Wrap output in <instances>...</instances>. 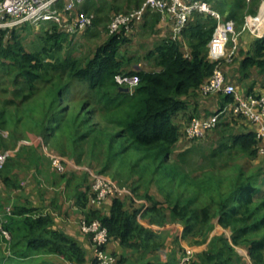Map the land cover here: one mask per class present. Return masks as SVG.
<instances>
[{
  "label": "trees",
  "instance_id": "trees-1",
  "mask_svg": "<svg viewBox=\"0 0 264 264\" xmlns=\"http://www.w3.org/2000/svg\"><path fill=\"white\" fill-rule=\"evenodd\" d=\"M81 2L79 8L93 13V26H98L110 21L115 11L122 7L126 10L139 7L143 0ZM205 2L223 21L232 20L239 30L246 16L256 13L261 0ZM148 14L141 26L153 34L161 21L160 15L153 12L147 21ZM47 23L36 30V39L30 49L16 38L14 29L7 37L5 31L0 30V64L4 67L0 93L11 95L5 102L18 100L23 103L42 97L35 106L39 116L31 117L41 137L48 139L57 128L69 123L68 140L72 148L76 150L80 141L88 139L102 159V170L112 169L117 174L119 169H126L142 178L143 172L154 166V175L179 181L180 185L193 187L197 192L164 205L146 190L143 198L149 204L145 208H130L120 197H108L107 209L93 210L87 207L91 184H87L86 176L65 173L62 178L64 189L68 191L66 196L75 199L84 213L83 219L87 222L98 219L106 227L109 239L122 246L147 255L157 254L163 246L169 252L153 255L141 264H177L180 257L176 254L184 253L177 246L178 238L196 239L201 235L202 242L207 243L206 249L194 253L188 264H242L237 247L245 249L254 264H264V170L261 165H253L254 168L250 165L263 157L258 153L255 131L238 132L237 120L244 119L241 116L226 112L218 117L214 128L219 130L220 139L208 154L202 152L201 156L214 169L218 168L217 159L227 168L231 167V160L245 159L244 164L232 163L231 184L226 190L221 188V179L214 181V175L196 181L195 174L184 171L187 156L194 148L175 150L183 139V130L172 117L186 108L183 97L200 90L213 72L216 63L208 58V43L219 20L210 14L194 12L179 40L163 37L147 52V59L154 65L151 70L128 68L131 57L120 52L129 41L127 31L108 35L89 56L81 58L69 48L73 34L62 30L57 23ZM183 40L188 44L187 52L183 49ZM252 72L264 73V36L254 40L251 50L240 61L242 80L252 77ZM117 74L137 75L138 83L131 91L123 92L115 80ZM251 88L252 85L249 91ZM231 100V96L224 95V104ZM77 101L79 108L73 110V102ZM219 110L221 108L212 114ZM224 115L227 117H222ZM204 195L207 200L202 197ZM200 198L204 202L195 204ZM2 215L0 227L11 234L9 248L14 249L18 257L42 252L77 264L86 261L81 243L56 228L53 216L39 206L29 201L16 203L10 214ZM141 217L147 218L149 224H178L182 230L171 227L154 231L141 223ZM215 219L216 224L230 230L229 239L223 234L207 235L215 227ZM12 222L20 226V232L12 234Z\"/></svg>",
  "mask_w": 264,
  "mask_h": 264
},
{
  "label": "rangeland",
  "instance_id": "rangeland-1",
  "mask_svg": "<svg viewBox=\"0 0 264 264\" xmlns=\"http://www.w3.org/2000/svg\"><path fill=\"white\" fill-rule=\"evenodd\" d=\"M261 1L259 10L260 17L263 19L264 0ZM81 4L82 2L79 4V7ZM126 9V7H122V9L115 11V13L126 11ZM151 14L152 13L148 14V18L146 19L147 21L151 19ZM108 23L109 21L105 23L101 22L98 26H92L87 30L74 33L70 36L71 42L69 48H71L72 53L81 58L89 56L93 49H95L106 39V37H108ZM46 25H48L47 22H42L40 24V26ZM40 26L22 24L13 27V34L16 35V38L22 45L25 46V48L30 49L36 39V30L39 29ZM136 27L129 33V41L122 47L120 52L125 56L136 54L131 63L141 61L144 63V66H147V60L145 61L143 55H145V53L154 46L155 42L160 37V34H162V31H158L157 29L155 33L149 34V32L144 30L142 26H139L138 29L135 30ZM163 32L164 34L166 33V31ZM3 69L4 67L0 64V76L3 73ZM262 81L264 82V74ZM8 98H11L10 94L0 93V131L4 133V136L0 135V150H11V156L8 158L0 171V206L3 208L0 211H5L7 207L11 209L13 204L29 201L30 203L38 206L48 204L54 208V212H57L59 205L55 206L54 204L58 203V199L64 197V200L68 204V201H72V199H67L68 197L66 195L68 191H65V189L63 191L64 181L62 175L65 173H76L78 176L85 175L88 185L91 184L93 175H101L107 179H111L117 184L125 185L128 187L130 194L123 196L124 198L121 199H123L126 205L130 208L142 209L145 208V202L149 204L148 201L143 198V194L146 190H148V192L152 194L157 201L162 202L164 205L172 203L177 197L186 199L197 194L193 187L180 185L179 181L164 180L162 179L161 174L154 175V166H150L148 170H145L142 174V178H139L138 174L128 173L126 169H119L117 174L115 171L113 172L112 169L102 170V159L97 150L92 148L91 142L88 141V139L80 141L76 146V150L72 148L71 142L68 140L67 129L70 126L69 123H65L61 127L57 128L53 133L54 135L50 138L44 139L41 137V135L37 132V127H35L31 121V117L39 116V110H36L35 106H38L39 102L37 103V101L38 99H42V97H36L33 100L30 99L23 103L18 100H14V103H6L5 101ZM73 103V110H78L80 103L78 101ZM1 110H3V112H1ZM222 117L227 116L224 115ZM96 119L97 117L93 118L92 121H95ZM188 122H186V125ZM186 125L183 127V135L181 136L184 140L182 139L181 144L177 145V148L175 149L177 151H184V149H189L191 147L194 148L191 154L187 156L188 162L184 171H190L193 175L195 174L197 177L196 181H200L206 176L214 175V181L219 179L222 180V190L228 189L231 184L230 175L233 173L232 163L244 164L245 159L238 157L234 160L235 162L231 160L230 168L220 165L219 162L221 160L217 159L218 168L214 169L207 164L206 158L201 155L202 152L208 154L211 149L217 145V142L220 139L219 130L217 128H213L205 133L202 138L189 139L184 134V128ZM232 152H234V150ZM52 155H57L62 158L63 168L61 170H56L52 167L50 158ZM250 165L252 168L255 167L253 165H261L264 167V158L259 157L255 164L251 162ZM6 177H8L7 181H5ZM88 192V208L89 206L94 207V205L97 206L98 204L103 206L108 199L106 198L102 200V203H97L95 202L96 199L92 189L89 188ZM204 193L205 192L203 191L202 194ZM206 195L202 197H205L207 200ZM51 201H53V204H50ZM203 202L204 199L200 198L195 202V204H201ZM71 203H73V201ZM59 204L63 206L62 203L59 202ZM67 211L68 205H64V209L61 213H67ZM0 214H3V212ZM64 216L65 215H62V217ZM140 221H142L141 223L144 226H149L154 231H164L171 227H177L180 232L182 230V227L178 224H149L147 222V218L145 217H141ZM213 222L216 225V219L213 220ZM10 230L12 234L18 233L20 232V226L12 222L10 223ZM223 230L224 231L217 230L214 227L207 235L210 237L211 235L213 236L214 233H216V235L222 233L224 237L228 239V235L230 233L229 229ZM9 235L11 236L10 233ZM85 235H87V238L90 241V236L88 234ZM202 239V235L196 239L179 237L177 246L182 248L184 252L188 250L192 251L194 255V253H198L206 248L207 243H203ZM9 241H7V239L0 234V264H29V260H20L21 258L15 254L14 249L12 250V248H9ZM123 247L124 248L122 249L125 253L123 252L120 254V259H122L120 262L121 264H141L145 259L152 257L153 255H157L158 253H169L166 251L165 246H163L157 254L154 252V254L151 255H147V253L144 252H136L133 248ZM238 253L242 258V264H254L252 259L247 255L245 249L239 248ZM178 254L180 257L183 253L180 254L178 252L176 255L178 256Z\"/></svg>",
  "mask_w": 264,
  "mask_h": 264
},
{
  "label": "built area",
  "instance_id": "built-area-1",
  "mask_svg": "<svg viewBox=\"0 0 264 264\" xmlns=\"http://www.w3.org/2000/svg\"><path fill=\"white\" fill-rule=\"evenodd\" d=\"M81 1L0 0V30L5 31V37H7L13 27L22 24L40 26L42 22H54L70 34L84 31L93 26L95 15L81 10L79 8ZM153 12L159 13L161 22L166 23L170 38L173 40L180 39L183 29L194 12L210 14L219 20L208 43V56L216 64L212 74L202 83L200 90L206 95L213 93L229 95L232 100L214 114L202 118H192L184 128L185 136L189 139L202 138L205 133L215 127L218 117L228 112L257 125L255 133L259 141L258 153L264 157V94L239 93L234 84L226 82L219 65L220 60L224 58L231 60L232 52L228 54L225 52V46L229 39L233 41L232 48L236 49L237 32L233 22L231 20L223 21L220 14L213 10L205 0H143L139 7L115 13L107 25L108 35L117 34L122 30L133 31L138 24L143 22L146 14ZM254 21L255 17L247 15L243 28L251 29ZM115 80L120 87L128 88L129 91L138 83L137 75L117 74ZM0 135L4 136V133L0 131ZM10 156L11 150H0V170ZM50 158L54 169L61 170L63 168L61 157L52 155ZM91 189L97 203L108 197L124 198L123 196L130 194L125 185L117 184L101 175H93ZM147 205L145 202V207ZM10 211L11 209L7 207L3 214H10ZM3 219V215L0 214V221ZM80 228L82 232L90 236L91 264H114L116 257L107 249L110 239L106 227L98 219L89 222L82 219ZM0 234L7 241L10 240L9 232L6 229L0 227ZM192 256V251H185L177 264H188Z\"/></svg>",
  "mask_w": 264,
  "mask_h": 264
},
{
  "label": "crops",
  "instance_id": "crops-1",
  "mask_svg": "<svg viewBox=\"0 0 264 264\" xmlns=\"http://www.w3.org/2000/svg\"><path fill=\"white\" fill-rule=\"evenodd\" d=\"M260 6H261V2L258 6L256 13L253 16L255 17V21L251 29H248L247 27L243 28V26H241V28L237 30L234 22L231 20L234 24L235 31L237 32L236 47H235L236 49L232 48L233 41L229 39L225 46V52L226 54L232 52L231 60H226V58H224L220 60L219 62L220 68L223 71L226 82L234 84L236 87V90L239 93H243V94H248V93L264 94V82L262 81V77L264 73L256 74L255 72H252V77H249L243 80L241 79V75H240V61L242 59V56L251 50L254 40L262 36V34L264 33V18L261 19L260 17V10H259ZM142 24L143 22L141 24H138L135 30H137L138 27L141 26ZM156 29H158V31H162V34H160V37L157 39V41L163 37L170 36V32H169V29L166 23L159 21L157 23ZM163 31H166V33L164 34ZM183 49L186 52L188 50V44L185 40H183ZM147 52L143 56L145 58V61L147 60L146 64L149 67L144 66V63H142L141 61H138L136 63H131L129 67L131 69H146V70L154 69L153 61L150 59H147L146 57ZM135 55L136 54L134 55L130 54L126 56L131 57V62H132L134 59L133 57H135ZM251 85H252V88H251V91H249V88ZM183 99L186 102V108L182 111L177 112L172 117V120L180 127V130H183V127L186 125V122H188L191 118L205 117L206 115L208 116L212 114L214 111H216L217 109H220V108L222 109L226 105L223 103L224 94L213 93V94L206 95V94H203L201 90H195L193 93H190L189 95L184 96ZM237 121H238L237 123L238 132L247 131V130H252V131L257 130L256 124H253L245 119H238ZM181 141L180 143H178V145L181 144ZM256 162L257 160L255 161V163ZM263 170H264V167H263ZM63 191H64V187H63ZM67 199H70V200L72 199L73 203H71L72 201L71 202L68 201L69 202L68 204L64 200V197L57 200L58 203L54 204L55 206L59 205L57 212H54L53 211L54 208L49 206L48 204H42L39 207L42 208L44 212H49L50 214H52L56 228L64 230L66 233L73 236L81 243L83 249L86 251V261L82 264H91L92 247H91L89 239L87 238V235H85V233L82 232L80 228V221L81 219L84 218V213L76 205L74 198L69 197ZM59 202L62 203L63 206H61ZM50 204H53V201H51ZM64 205H68V211L67 213L63 212L62 214L61 211L64 209ZM35 206H38V205H35ZM108 207L109 206L106 202L101 207H98L95 205L94 207L89 206V209L92 208L93 210H96V209L101 208L102 210H105ZM61 214L65 216L62 217ZM215 229L224 231L223 230L224 228H222L218 224L215 225ZM215 234L216 233H214V235ZM229 237H230V233L228 235V239ZM122 248L124 247L120 245L116 240H113V239H111L107 245V249L112 254H115V257L117 260L120 259V254L124 252ZM239 248L240 247H237V251H239ZM178 257H179V254H178ZM20 260H29L30 262L29 264H77L75 262L65 260L54 254H48V253H42V252H32L28 256L21 258Z\"/></svg>",
  "mask_w": 264,
  "mask_h": 264
},
{
  "label": "water",
  "instance_id": "water-1",
  "mask_svg": "<svg viewBox=\"0 0 264 264\" xmlns=\"http://www.w3.org/2000/svg\"><path fill=\"white\" fill-rule=\"evenodd\" d=\"M120 90L123 91V92H128V88H124V87H120Z\"/></svg>",
  "mask_w": 264,
  "mask_h": 264
},
{
  "label": "bare ground",
  "instance_id": "bare-ground-1",
  "mask_svg": "<svg viewBox=\"0 0 264 264\" xmlns=\"http://www.w3.org/2000/svg\"><path fill=\"white\" fill-rule=\"evenodd\" d=\"M263 8H264V1H263Z\"/></svg>",
  "mask_w": 264,
  "mask_h": 264
}]
</instances>
